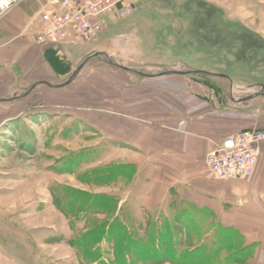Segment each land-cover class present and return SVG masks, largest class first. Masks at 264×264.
Returning a JSON list of instances; mask_svg holds the SVG:
<instances>
[{"label": "rangeland", "instance_id": "rangeland-1", "mask_svg": "<svg viewBox=\"0 0 264 264\" xmlns=\"http://www.w3.org/2000/svg\"><path fill=\"white\" fill-rule=\"evenodd\" d=\"M84 46L100 59L85 69L81 57L66 97L53 96V112L37 105L33 115L0 128V212L12 224L3 230L5 257L14 254L17 264H221L225 247L238 248L237 234L217 231L210 246L202 243L210 215L173 201L162 212L147 210L130 188L133 170L108 163V143L89 120L101 103L90 99L107 87L109 71L149 81L198 70L224 76H184L216 101L261 97L264 0H139L129 18L110 20L104 32L69 50Z\"/></svg>", "mask_w": 264, "mask_h": 264}, {"label": "crops", "instance_id": "crops-1", "mask_svg": "<svg viewBox=\"0 0 264 264\" xmlns=\"http://www.w3.org/2000/svg\"><path fill=\"white\" fill-rule=\"evenodd\" d=\"M43 1L24 0L0 17V128L33 115L37 105L53 112L54 97H66L77 79L59 85L68 82L82 56L90 55L88 46L72 52L73 44L57 48L37 42L32 19ZM116 74L109 71L107 87L92 94L90 100L101 105H93L89 120L108 143V163L122 161L135 173L133 196L147 210L162 212L173 201L210 215L202 226L210 231L203 244L216 245L217 231L236 233L234 260L224 252L221 264H264V143L250 179L219 181L206 165L207 155L225 139L264 130V107L257 106L264 97L249 99L254 96L249 94L245 103L240 98L224 104L182 75L133 81ZM120 144L123 151L116 148ZM5 229L12 230V224L4 223L0 212V259L17 264L13 253L5 257Z\"/></svg>", "mask_w": 264, "mask_h": 264}, {"label": "built area", "instance_id": "built-area-1", "mask_svg": "<svg viewBox=\"0 0 264 264\" xmlns=\"http://www.w3.org/2000/svg\"><path fill=\"white\" fill-rule=\"evenodd\" d=\"M24 0H0V17ZM139 0H44L32 22L41 45L61 48L84 44L104 32L110 20L129 18ZM264 130L243 131L225 139L206 157L209 173L219 181L253 177L262 152Z\"/></svg>", "mask_w": 264, "mask_h": 264}, {"label": "water", "instance_id": "water-1", "mask_svg": "<svg viewBox=\"0 0 264 264\" xmlns=\"http://www.w3.org/2000/svg\"><path fill=\"white\" fill-rule=\"evenodd\" d=\"M102 53H93V54H90L86 59H85V63H82L81 64V68H84L85 69L88 67V65L96 58V59H100L99 57L101 56ZM111 65H116L118 67H120L121 69L129 72V73H133V74H137V75H141V76H146V75H143L142 73L140 72H136L135 70H132V69H129V68H126V67H122L121 65H118L117 63H113V62H110ZM182 75V76H189V75H192V74H203V75H208V76H213V77H218V78H224V76L222 75H212V74H208V73H205V72H202V71H198V70H195V71H168V72H165V73H162L161 76H167V75ZM149 76V75H148ZM146 76V77H148ZM74 82L73 80H70L66 83H62L60 84L59 86L60 87H65V86H70L72 85ZM230 83H232V81H230ZM264 97V93L262 95ZM258 96H251L249 97V99H255L257 98Z\"/></svg>", "mask_w": 264, "mask_h": 264}, {"label": "trees", "instance_id": "trees-1", "mask_svg": "<svg viewBox=\"0 0 264 264\" xmlns=\"http://www.w3.org/2000/svg\"><path fill=\"white\" fill-rule=\"evenodd\" d=\"M203 246V245H202ZM239 248V247H238ZM238 248H236V249H233V248H227V247H225V249H224V252H226L229 256H230V252H236L237 250H238ZM230 249V250H229Z\"/></svg>", "mask_w": 264, "mask_h": 264}]
</instances>
